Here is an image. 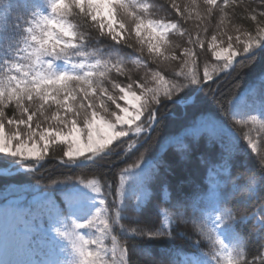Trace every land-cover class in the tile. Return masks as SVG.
<instances>
[{"label": "snow or ice", "instance_id": "snow-or-ice-1", "mask_svg": "<svg viewBox=\"0 0 264 264\" xmlns=\"http://www.w3.org/2000/svg\"><path fill=\"white\" fill-rule=\"evenodd\" d=\"M258 56L264 0H0V180L13 196L0 199V264H264V136L233 131L264 118V66L240 83ZM169 121L179 130L158 148L196 160L207 184L189 198L181 180L161 208L148 181L167 191L177 167L154 163L150 141ZM50 144L73 173L138 155L118 182L101 177L97 200L99 180L41 171ZM178 240L191 249L180 260Z\"/></svg>", "mask_w": 264, "mask_h": 264}, {"label": "trees", "instance_id": "trees-1", "mask_svg": "<svg viewBox=\"0 0 264 264\" xmlns=\"http://www.w3.org/2000/svg\"><path fill=\"white\" fill-rule=\"evenodd\" d=\"M177 2L180 4H186L189 2V0H177ZM244 2L246 4H251L252 0H244ZM160 14L163 15V13H160ZM188 26L192 27V24L190 23ZM245 30H247L246 27H245ZM232 34L234 36L235 35L242 36V33H232ZM203 38L205 39V43H208L211 41V28L209 29L207 36ZM208 55H210V53H208ZM203 59L204 57L202 56L200 58V63H201L200 71L201 72L203 70ZM213 61H214V58H213ZM222 65H223V61L210 62L209 69L211 70L213 67H218ZM262 66H264V57L258 56L256 58V62L251 66V68L244 72L240 83L244 85L249 84L253 80L254 74L258 72ZM168 67L174 68L175 65L172 63H169ZM128 68H129V71L133 74V78H135L136 75L143 76V71L140 68H138L136 65L129 64ZM176 70L178 71L179 69H176ZM231 79L232 77H227L225 82L227 83ZM253 115L257 117L255 122H251L248 125L239 126L237 128H234L233 131L238 136L241 135V131L244 133H248L251 137H253L257 141V143H259V138L261 136H264V118H261L258 112L253 113ZM178 130H179V122L169 121L167 122L162 132L153 134L152 141H150V143L153 145L151 155L153 156L154 163L157 160H159L161 157H163L173 167H177V172L175 174H170L165 177L167 180V183L171 186V188L167 191L161 190L160 182L156 180L155 178L150 179L148 181V191L151 197L153 198V205H159V207L161 208L168 207L165 201L169 199L171 195V189H174L181 180L187 179V183L183 185V188H184V194L187 195L189 198L197 197V195L201 193L202 189L207 184V181L204 179L205 170L199 165V163L196 160L193 159L190 162L178 165L177 164L178 156L175 154V149L169 152L167 150L168 149L167 144H164V150H160L158 148V145L161 143H164L167 136L177 133ZM243 143H246V141H243ZM62 147H63L62 145H58V144L51 145L49 147V155L48 157H46L45 161H43L45 167L41 169V171L44 172L45 175L51 174L52 176L61 178V179L63 178V175H71L73 176L74 179L84 180L85 182H87L88 180L97 179L100 181V186H101V195L97 196L98 199H100L104 194V187H103L104 179H107L109 183H111L114 180L118 182L119 172L123 168L128 167L136 159V156L138 155V152L132 149L130 151H127V154L125 157H122V158L112 157L109 159V161L97 165L95 169L77 170L75 173H73L69 169H67L65 166L60 164V160L62 158ZM142 150L143 149H140V151ZM125 159L127 160V163L123 162V160ZM249 163L254 164L255 160L250 157ZM0 166H3L2 162H0ZM62 173L63 175H61ZM101 177H103L104 179H101ZM20 194L23 195V197L26 200L31 199V196L29 195L27 191L22 192ZM4 195H8L9 199L13 198L11 194V188H9L8 192H5L4 182L3 180H0V199H3ZM114 199H116L115 196L108 195L106 204L102 208H104L108 203H110ZM135 199L136 197L134 196L133 200ZM155 215H156L155 208H153L152 213L150 215L144 216L143 219L145 221L155 222V219H154ZM100 218L103 219L104 217L101 216ZM122 223H124L125 226L128 225L127 221H122ZM91 231H94V230H90V229L84 230V232L86 233L91 232ZM221 239H223V237H221ZM105 243L108 244L109 247L111 246L110 240L105 241ZM257 243H258L257 238L251 237L249 239V247L251 248L253 252H255L256 250ZM210 250L211 249L208 246H205L203 249V251L205 252H208ZM175 252L182 253L181 256L174 255V258L177 260L182 259L183 254L191 255L190 244L186 241L178 240L174 247V253Z\"/></svg>", "mask_w": 264, "mask_h": 264}, {"label": "rangeland", "instance_id": "rangeland-1", "mask_svg": "<svg viewBox=\"0 0 264 264\" xmlns=\"http://www.w3.org/2000/svg\"><path fill=\"white\" fill-rule=\"evenodd\" d=\"M217 43L219 44V43H221V42L218 41ZM224 47H226V44H224ZM217 50H219V48H218ZM222 55H223V56H227V51H225ZM238 57H239V56H238ZM220 61H223V59H221ZM125 139H127V138H125ZM51 145H56V144H50V146H51ZM50 146H49V147H50ZM125 148H127L126 145H125ZM131 150H132V149H131ZM127 151H130V150H127ZM97 200H99L98 197H97ZM101 207H103V206H101Z\"/></svg>", "mask_w": 264, "mask_h": 264}, {"label": "water", "instance_id": "water-1", "mask_svg": "<svg viewBox=\"0 0 264 264\" xmlns=\"http://www.w3.org/2000/svg\"><path fill=\"white\" fill-rule=\"evenodd\" d=\"M237 59H240V57H237Z\"/></svg>", "mask_w": 264, "mask_h": 264}]
</instances>
